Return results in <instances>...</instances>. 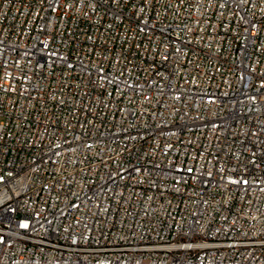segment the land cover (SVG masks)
<instances>
[{"label": "built area", "instance_id": "obj_1", "mask_svg": "<svg viewBox=\"0 0 264 264\" xmlns=\"http://www.w3.org/2000/svg\"><path fill=\"white\" fill-rule=\"evenodd\" d=\"M0 264H264V0H0Z\"/></svg>", "mask_w": 264, "mask_h": 264}]
</instances>
